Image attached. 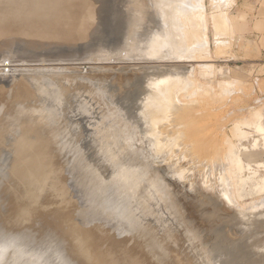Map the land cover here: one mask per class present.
Wrapping results in <instances>:
<instances>
[{"label":"rangeland","instance_id":"374dc122","mask_svg":"<svg viewBox=\"0 0 264 264\" xmlns=\"http://www.w3.org/2000/svg\"><path fill=\"white\" fill-rule=\"evenodd\" d=\"M171 1L175 4L173 5ZM177 1L167 0L168 6L166 5L163 12L176 11V8L180 7L181 13L184 12L183 15L197 14V12L204 14L203 17L201 16L204 22L197 21L200 24L199 28L197 23H194L196 18L187 17L189 20L187 23L186 17L182 16L184 18L181 20L185 23L182 27H186L182 34L185 43L183 42L180 52L165 47L162 51L170 52L165 58L148 57L130 60L121 53L120 56L124 55L123 59L120 57L121 61L88 62L75 55L74 60L67 61L68 63L30 62L32 64L30 68L26 64L24 65L27 67L18 66V68L31 69L29 73L44 74L48 81L53 82L52 86L62 98L75 101L74 107L77 104L76 100L81 101L85 105L88 118L83 121L75 116L77 120L74 122L77 126L80 128V125H83L86 128L84 133L86 131L85 135L88 139L89 134H100L99 137L106 145H108L106 141H114L115 145L104 147V152L114 156L117 163L122 166L129 164L134 172L141 175V181L133 190L137 194L138 203L135 205L132 200L131 206L125 212L126 216L120 210L123 198L115 192V183L108 182L104 185L103 182V186L94 189L97 192L99 211L91 217L92 224L100 238L101 248L104 247L100 252L113 259L111 264H148L150 258L145 257L144 253L151 251L153 247L161 249L163 254L161 258H164L166 264H187L188 258L192 262L189 264H224L226 261H230V264H240L233 259L234 256L238 255L237 257L241 259V255H244V257L250 256L248 259L252 257L256 259L260 249H264V230L256 226L255 219L252 220L253 216L251 217L249 213L253 215L252 212H255L254 216L258 214L257 216L261 217V212L264 211L262 203L264 189H257L264 180V166L256 164L258 157H249L250 154L255 153L251 148L258 146L257 142L254 146L252 143L255 140L260 143L263 133V130L255 129L253 122L256 115H259L256 113L257 106L260 105L262 108L264 103V94L257 84L264 74L259 66L261 58H256L255 54L251 57L254 52L252 48L256 45L249 46L246 41H244L246 44L242 45L239 34L246 15L254 10L257 0H180L181 2H178L180 5L176 4ZM186 5L190 7L189 12ZM190 19L193 20L194 26ZM146 22L139 33L147 32V36L159 30L155 28L165 27L161 21L155 26ZM186 33L191 35L193 45L190 41L186 43L187 40L184 39L187 37ZM174 35L175 33L169 42L173 43L176 38ZM200 37L201 41L207 42L206 46L197 45ZM187 44L191 46L187 48ZM242 48L248 56L243 55ZM188 50L197 51L190 57ZM140 56L145 55L142 53ZM13 64L15 63L10 62L5 67L7 71H0V82L10 81L14 78V74H18L12 71L16 68L12 66ZM190 75L192 84L188 83ZM57 76L63 77L62 80L67 82V86L59 81L62 88L57 87L55 84L59 80ZM159 80L170 83L174 89L189 84L183 87L184 91L182 90L183 92L179 93L176 99L180 106L184 107L183 110L185 108L195 110L191 111L193 114L188 116V119L185 117L187 115H183L185 120L182 116V123L186 122L185 126L183 124L182 126L188 131L185 143L179 147L173 142L160 141L155 133V129L160 128L154 124L159 112L153 108L154 106H150L153 105L150 89ZM77 94H80V97L75 100ZM73 113L78 114L75 110ZM189 113L190 111L188 115ZM170 118L173 120L172 116ZM170 118L169 124L172 121ZM241 121L243 123H239ZM236 124L241 131L235 128ZM259 124L262 126V118L259 119ZM188 125L193 128H189ZM181 127L179 125V128ZM105 129L109 135L101 134ZM195 130L197 136L193 133ZM175 138L174 134L170 137L171 141ZM198 139L205 142V145H211L212 148H206L200 141L204 147L203 145L199 146L200 148L195 147V141ZM204 148L208 152L214 150L211 152H215L213 156L218 159L217 162L214 161L216 167L208 164L210 162L205 158L208 152L206 153ZM199 149H202L206 155ZM98 151L99 149L94 146L86 149L84 154L92 157L98 154ZM236 161L240 162V167L236 165ZM102 162L103 165H108L110 161L106 156L102 157ZM210 165L216 170L208 171L206 167ZM68 176L65 178L66 184H71L73 180L75 183V179ZM226 177L231 181L230 184ZM42 197L46 196L41 195ZM177 198L181 199L180 202ZM186 202L189 205H184ZM142 208L148 211L143 212ZM244 214L251 218L245 217ZM161 226H164V229ZM36 229L38 232L44 231L46 236H39L34 230V232L21 231L16 226L7 225L0 230V246H4L8 251L12 247L16 250L19 248L16 259L7 260L4 256L0 264H86L74 254L69 239L61 240L58 237L61 236L59 230ZM142 232L145 237L141 239L139 236ZM115 234H118V237ZM161 234L165 235L164 239ZM115 237L118 243L113 246L111 240ZM171 240L172 242H169ZM138 241L141 245L136 248L135 243ZM175 246L176 248H173ZM236 248L240 249L237 255ZM183 251L185 255L179 258ZM185 256L187 259L184 258ZM174 257L175 259L177 257V260ZM155 262L158 263L156 260Z\"/></svg>","mask_w":264,"mask_h":264},{"label":"bare ground","instance_id":"6f19581e","mask_svg":"<svg viewBox=\"0 0 264 264\" xmlns=\"http://www.w3.org/2000/svg\"><path fill=\"white\" fill-rule=\"evenodd\" d=\"M166 2L167 0H0V54H5L2 56L3 58L9 56L11 62L15 63L12 66L16 67L12 71L18 72V74L13 75L14 78H11L10 81L0 84V106L2 107L0 108V111H2L0 115V230H3L7 225L10 227L16 226L18 230L36 231L39 236L43 237L46 236V233L44 231L38 232L36 228L59 230L62 237H58L61 240L62 238L69 239L74 254L83 259L86 264H111L113 259L100 252L104 247L101 248L100 238L92 224L91 217L99 211L96 200L97 192L94 189L103 186V182H105L104 185L108 182L115 183V192L123 198L120 210L125 214L131 206L132 200H134L135 205L138 203V200H136L137 194L133 190L141 181V175L134 172L129 164L122 166L117 163L114 156L104 152L103 148L115 145L114 141H106L108 144L106 145L104 140L99 137L100 134H89L88 139L85 135L86 131L84 133L86 128L83 125H80V128L83 129L80 130L74 121L78 118L86 121V118H88L85 105L76 100L79 99L80 94L74 97L77 102L76 107H74L75 101H71L70 98H62L60 93H57V90L52 86L51 83L53 82L48 81L44 74L41 72L29 73L28 71L31 69L18 68V66L26 64L30 68L32 65L30 62H67L74 60L75 55L88 62L121 61L120 57L124 56H120L121 53H124L130 60L148 57L165 58L170 53L168 50L162 51L165 47L173 49L174 52H180L184 42L182 34L186 27H182L185 24L181 20V18H184L182 16L186 17L185 21L187 23L189 21L187 17L196 18L197 20L194 19L196 20L194 23H197L196 25L199 28L200 24L198 22H204L202 20L203 12L191 15L187 13L186 16L183 15L184 12L181 13L182 9L179 7L176 8V11L164 13V8L168 6ZM171 3L175 4L172 1ZM229 3L226 2L228 6H230ZM189 4L187 3V5ZM187 5L186 9L189 12L188 8L190 7ZM159 20L165 26L164 28H155L159 30L150 32V36H147V32L139 33L140 28L142 29L146 21L155 26L160 24ZM191 28L189 29L191 30ZM187 31L189 33V30ZM173 32L176 38L171 43L169 41L174 34ZM188 33H186L187 37L189 36ZM190 36L188 37L190 40L184 37L185 41L187 40L186 43H189L188 41L192 43L191 40L193 39ZM201 36H204V34H201ZM177 38L179 39L176 41ZM199 39L197 45L206 46L207 42L201 41V37ZM187 45V48L191 46ZM194 52H190L188 55L192 57ZM142 53L145 55L144 57L140 56ZM124 58L126 59V57ZM0 62H2L1 57ZM67 68L69 67L67 66ZM1 69L3 68L1 67ZM57 78L59 79L55 83L57 87L62 88L59 81L67 86V82L62 80L63 77L57 76ZM189 80L188 83L192 84L190 83L192 81L191 75ZM189 84H185V86ZM185 86L183 85V87ZM183 87L174 89L170 83L159 80L150 89V99L153 102V105L150 104V106H154L153 108L159 112L154 124L160 126V128L159 130L155 129V133L160 141L173 142L177 147L185 143V136L188 131H185L184 124L186 122L182 123V120H185V117L188 119V116L193 114L191 111H195L194 108L183 110L184 107L182 108L180 103L176 101L178 94L184 91ZM73 92L77 93L74 90ZM189 102L191 103V101ZM74 110L78 114L73 113ZM183 115L187 116L184 117ZM75 116H77V119ZM169 118L172 120L170 124ZM242 121L244 122V120ZM242 121L239 123H243ZM179 125L182 127L179 128ZM253 126L257 131H262L258 114ZM189 128L193 127L189 126ZM235 128L241 131L238 125ZM193 133L196 135V130ZM101 134H107V130L105 129ZM173 134L176 135V138L171 141L170 137ZM199 141L203 143L198 139L195 141V147L205 145V142L201 144ZM151 142L153 143L152 140ZM94 146L99 149L98 154L87 157L84 151ZM205 146L206 148H212L208 144ZM202 149L199 150L203 153L208 152L207 149L204 148L205 152ZM213 149L211 151H214ZM211 151L204 155L210 162L208 164H213L216 167L215 162L218 159L214 158L215 152ZM105 155L110 161L108 165L101 163L102 157H106ZM249 157L252 158L253 156L249 155ZM236 165L240 167V162H237ZM206 168L212 172L216 170L211 165ZM68 175L75 179V183L73 180L71 184H66L65 178ZM230 182L229 180V184ZM262 182V185L258 186L257 189H264V180ZM170 187L172 188V186ZM223 188L226 190L224 186ZM41 195L46 197L41 198ZM142 197L144 198V196ZM86 198L88 201H85ZM178 200L180 202L181 199ZM262 203L264 207V200H262ZM186 204L187 202L184 205ZM145 209L142 211L147 212L148 210ZM182 211L184 212V210ZM249 213L253 217L244 214L245 217L255 219L256 226L264 230V211L261 212V217H259L260 215L257 216L258 214L257 217L254 216L255 212H252L253 215H251V212ZM187 218L188 214L186 215ZM26 223L27 225H25ZM161 235L162 238L165 236ZM116 236L118 237V234ZM117 237L111 240L113 246L118 243ZM139 237L141 239L145 237L144 233L142 232ZM60 238L58 239L60 240ZM169 242H172V240ZM140 245L139 241L135 243L136 248ZM176 246L173 248H176ZM14 248L12 247L8 251L4 246H0V251L3 257L12 260L17 258L19 252V248L18 250ZM239 250V248H236V255ZM260 250L256 259L254 257L248 259L250 256L244 257V255H241V259L237 257L238 255L234 256L233 259H236L240 264H264V249ZM175 251L177 250L175 249ZM144 254L152 261H148V264H155V260L158 261L157 264H166L164 258H161L163 256L161 249L153 247L151 251ZM181 255H185L184 251L178 257L181 258ZM184 258L187 259L186 256ZM227 259L228 257H226ZM175 260H177V257ZM184 260L182 261L185 262ZM187 260L192 263L189 258ZM169 262L173 263V261ZM189 263L187 262V264ZM230 263V261H226L224 264Z\"/></svg>","mask_w":264,"mask_h":264},{"label":"crops","instance_id":"0c3cea01","mask_svg":"<svg viewBox=\"0 0 264 264\" xmlns=\"http://www.w3.org/2000/svg\"><path fill=\"white\" fill-rule=\"evenodd\" d=\"M245 23L241 25L240 29V38L242 45H245L248 42V45L252 46L256 45L254 49V52L252 53L251 57L255 54L256 58H261L259 61V66L262 68V73L264 74V0H257V3L254 7V10L246 15V19L244 21ZM247 32V34H244ZM246 41V43H244ZM242 48V53L246 57L248 56L247 53L244 52ZM263 65V66H262ZM264 76V75H263ZM257 83L259 87L261 88V92L264 94V77H262ZM260 100V99H258ZM257 110L259 113V119L262 118V137L261 141L255 140L254 143H252V146H254L255 142H257L258 146L255 148H251V151L255 152L250 155L253 156V158L258 157V160H256L257 165H263L264 166V103L263 107L261 108L260 105L257 106Z\"/></svg>","mask_w":264,"mask_h":264},{"label":"water","instance_id":"95a60500","mask_svg":"<svg viewBox=\"0 0 264 264\" xmlns=\"http://www.w3.org/2000/svg\"><path fill=\"white\" fill-rule=\"evenodd\" d=\"M4 55H1L0 54V57L2 59V62H0V67L3 68V69H0V71H2V72L7 71V68H5V67H7L9 65V63L12 61L9 56H6V57L3 58L2 56H4ZM4 82H7V81H4ZM4 82H0V84H4ZM0 108H2V107L0 106ZM1 112L2 111H0V115H1ZM0 254H1V256H0V262H2L3 261V255H2V252L1 251H0Z\"/></svg>","mask_w":264,"mask_h":264}]
</instances>
